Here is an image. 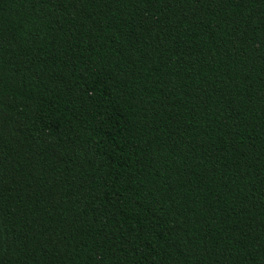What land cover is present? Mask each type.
<instances>
[{
	"label": "trees",
	"instance_id": "obj_1",
	"mask_svg": "<svg viewBox=\"0 0 264 264\" xmlns=\"http://www.w3.org/2000/svg\"><path fill=\"white\" fill-rule=\"evenodd\" d=\"M0 264H264V0H0Z\"/></svg>",
	"mask_w": 264,
	"mask_h": 264
}]
</instances>
